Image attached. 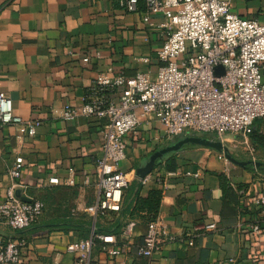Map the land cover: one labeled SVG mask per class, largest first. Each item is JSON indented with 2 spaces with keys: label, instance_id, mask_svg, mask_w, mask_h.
<instances>
[{
  "label": "crops",
  "instance_id": "0c3cea01",
  "mask_svg": "<svg viewBox=\"0 0 264 264\" xmlns=\"http://www.w3.org/2000/svg\"><path fill=\"white\" fill-rule=\"evenodd\" d=\"M227 1L232 14L264 23V0ZM145 15L142 3L137 12L128 13L114 0H0V93L11 99L16 116L38 124L33 137L14 126L0 127V200L11 185L7 170L20 160L23 173L15 195L44 204L39 221L27 230L15 234L0 228L3 237L26 240L19 264H71L69 244L120 234L128 222L134 223L129 254L110 259L100 252L98 241L93 249L96 262L264 264V222L254 204L264 194V119L254 121L245 143L237 137L241 141L235 139L233 146L234 159L243 156L238 161L257 166L241 168L219 160L221 153L215 150L185 145L157 162L142 184L137 170L155 152L184 138L167 142L160 125L144 117L125 137L126 158L119 170L130 183L120 211H96L102 122L79 118L65 123L62 109L80 106L99 73L155 77L162 65L157 52L167 22L160 16L144 22ZM261 80L264 84V66ZM169 158L176 160L173 176L163 166ZM49 177L58 178L59 185H48ZM151 192L160 194L157 219L182 242H164L147 260L135 252L146 232L147 214L134 208L137 199H147ZM210 225L214 229L206 230ZM254 225L257 233L250 228Z\"/></svg>",
  "mask_w": 264,
  "mask_h": 264
},
{
  "label": "built area",
  "instance_id": "2783aa9c",
  "mask_svg": "<svg viewBox=\"0 0 264 264\" xmlns=\"http://www.w3.org/2000/svg\"><path fill=\"white\" fill-rule=\"evenodd\" d=\"M114 1L128 13L137 12L142 3L144 22L160 16L167 23L157 52L162 65L154 78L148 73L132 78L113 76L108 70L96 75L80 106H63L61 120L65 123L79 118L102 122L101 154L95 164L99 195L96 211L101 213H118L121 209L123 192L130 183L119 170L126 158L125 137L137 130L144 117L160 125L169 143L195 134L217 140L236 136L245 143L254 121L264 119V23L232 14L227 0ZM218 67L221 71L215 74ZM37 125L16 116L11 99L0 93V127L14 126L33 137ZM247 153L252 151L248 149ZM219 160L225 161L222 153ZM22 173L23 165L16 160L7 170L11 185L0 200V228L15 234L35 225L44 210L41 201L24 202L15 195ZM147 181L145 177L141 183ZM47 183L57 186L59 180L49 177ZM254 204L264 222V194L255 198ZM133 228L134 223L128 222L118 236L98 235L69 244L66 252L73 257L71 264H99L93 259L95 240L106 257H126ZM250 228L254 233L259 231L258 225ZM205 229L213 230L214 225ZM178 241L182 242L169 235L165 224L156 218L147 223L136 256L149 260L164 242ZM26 245L23 237L0 235V264H19Z\"/></svg>",
  "mask_w": 264,
  "mask_h": 264
},
{
  "label": "water",
  "instance_id": "95a60500",
  "mask_svg": "<svg viewBox=\"0 0 264 264\" xmlns=\"http://www.w3.org/2000/svg\"><path fill=\"white\" fill-rule=\"evenodd\" d=\"M221 71V68L218 67L214 70L215 74H218ZM185 145H194L202 148H208L215 150L219 153H222L225 156V160L235 166L245 168L247 166H257L254 162H240L236 159H234L230 154L226 147H224L221 142H215L204 138H199L196 136H187L184 138H181L174 142L173 144L169 145L168 147L155 152L148 160V162L142 167L139 168L136 172V177L140 180H142L147 175L151 174L153 169L156 166L157 162H160L162 158L168 154L176 153L180 151V149ZM26 202V201H24Z\"/></svg>",
  "mask_w": 264,
  "mask_h": 264
},
{
  "label": "trees",
  "instance_id": "16d2710c",
  "mask_svg": "<svg viewBox=\"0 0 264 264\" xmlns=\"http://www.w3.org/2000/svg\"><path fill=\"white\" fill-rule=\"evenodd\" d=\"M211 138L217 140L213 137ZM159 163L160 162H158V165H160ZM163 166H164V170L169 173H173L177 169L176 160L174 158L167 159L164 162ZM221 189L223 190V192L227 191L224 181H222ZM159 203H160V194L158 192H151L147 199H137L135 202L134 209L137 210V212L144 211L147 214L145 220L147 223H149L157 218ZM110 235L118 236L119 234H110ZM95 242L98 243V240H95Z\"/></svg>",
  "mask_w": 264,
  "mask_h": 264
},
{
  "label": "rangeland",
  "instance_id": "374dc122",
  "mask_svg": "<svg viewBox=\"0 0 264 264\" xmlns=\"http://www.w3.org/2000/svg\"><path fill=\"white\" fill-rule=\"evenodd\" d=\"M194 136L199 137V138L208 139V140L215 141V142H221V143L223 144V146H225V147L228 149L229 154H230L232 157H234V158H235V155H234L235 152H234V150H233V146L236 144V141L239 142V143H240V141H241V140H239L236 136H224V137H223L224 140H225L226 138H227V139H228V138H229V139L233 138V140L230 141V142L224 141L223 139H222V140H214V139L211 138V136H207V135H204V134H195ZM235 139H238V140L235 141ZM242 147H244V146H242ZM237 158H238V159H237ZM237 158H236V159H237V160H240V161L244 159L243 156H238Z\"/></svg>",
  "mask_w": 264,
  "mask_h": 264
}]
</instances>
